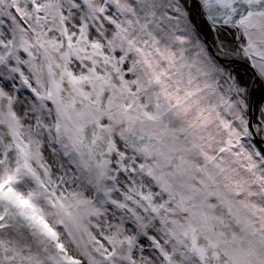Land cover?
<instances>
[{
	"label": "snow or ice",
	"instance_id": "6c2138e0",
	"mask_svg": "<svg viewBox=\"0 0 264 264\" xmlns=\"http://www.w3.org/2000/svg\"><path fill=\"white\" fill-rule=\"evenodd\" d=\"M0 264H264V0H0Z\"/></svg>",
	"mask_w": 264,
	"mask_h": 264
}]
</instances>
